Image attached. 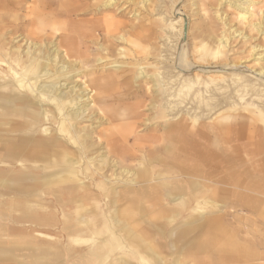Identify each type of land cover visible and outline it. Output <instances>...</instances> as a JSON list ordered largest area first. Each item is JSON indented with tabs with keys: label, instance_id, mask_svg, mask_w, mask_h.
Instances as JSON below:
<instances>
[{
	"label": "bare ground",
	"instance_id": "bare-ground-1",
	"mask_svg": "<svg viewBox=\"0 0 264 264\" xmlns=\"http://www.w3.org/2000/svg\"><path fill=\"white\" fill-rule=\"evenodd\" d=\"M120 1L147 11L152 8L149 0H0V220L30 213L34 216L29 217L31 221L61 228L57 238L39 233L35 236L26 228H4L15 239L0 246V264H169L166 256L173 251L181 254L183 248L178 241L191 234H195L191 247L196 253L218 251L240 260L248 256L253 259L256 255L238 245L219 219L206 217L208 211L204 209L215 211L220 202L200 196L189 210L186 201L200 195L198 179L203 178V163L214 166L213 172L220 168L218 179L244 177L239 169L256 164L262 174L259 177L264 179V107L251 112L244 107L237 110L225 106L229 116L216 125L203 124L201 114H191V109L173 110L169 84L163 80L167 77L161 76L157 66L152 72L141 68L152 66L148 60L156 47L149 30L156 24L145 25L136 10L133 18L139 19L138 23L125 21ZM187 3L191 11L195 7L192 12L197 17L188 56L194 54L198 62H218L222 58L226 65L228 54L234 53V42L239 40L245 50L239 49L237 55L250 58L258 68L255 77L242 74L252 73L247 66L235 74L240 76L237 80L249 82L241 85V91H264V44L257 42V38L264 39V0ZM223 3L232 10V17L223 11L225 5L221 9ZM258 4L262 5L257 13L254 6ZM211 11L219 23L207 21ZM116 57L128 59L129 66L135 67L131 77L124 76L126 70L121 63L109 62ZM185 62L176 68L187 73L194 64ZM234 64L241 66L240 62ZM216 74L196 75V81H202L192 84L201 85L193 89L195 94L223 80ZM139 77L158 88L150 105L162 123L148 116L144 119L139 103L125 106L124 102H115L117 97L143 96V90L135 91L134 87ZM79 78L85 79L84 88ZM244 109L249 117L239 113ZM203 148L210 149L208 156ZM174 161L181 163L175 167V178L161 170L170 168ZM191 161L197 173V178H192L193 189L184 182L174 185L171 179H186ZM128 162L137 168L120 166L119 173L113 170ZM108 171L110 176H106ZM44 173L49 176L42 182L40 194L34 195L36 186L30 190L21 183ZM79 174L89 177L92 187L81 182L85 179H78ZM166 190L170 192L164 194ZM121 201L123 208L117 206ZM170 203L184 208L179 214H171L166 207ZM157 205L163 209L147 213L146 208L152 211ZM253 208L264 218L263 202L254 201ZM37 209L53 213V220ZM180 215L183 221L171 226ZM25 220L29 221L28 217Z\"/></svg>",
	"mask_w": 264,
	"mask_h": 264
},
{
	"label": "rangeland",
	"instance_id": "rangeland-1",
	"mask_svg": "<svg viewBox=\"0 0 264 264\" xmlns=\"http://www.w3.org/2000/svg\"><path fill=\"white\" fill-rule=\"evenodd\" d=\"M149 1H151V3H152L151 4L152 8L149 9L148 11L144 8H141L139 5H136V4H133V3H130L127 1L126 2L120 1V4L122 5L121 8L123 7V10H124V12L122 14L125 15V17H124L125 21L129 20L132 23L136 24V23H138V20H139V19L134 20V18H133V12H134V10H136L137 13L139 12L141 14L140 20L145 21V23H146L145 25L149 26V23L156 24L155 27L152 26L151 29L149 30V34L153 38L152 39L153 42L151 41V43L153 46L156 47L155 54L154 55L151 54L149 56V60H148V63L152 64V66H142L141 68L145 69L148 72H150V71L152 72V69H154L153 67L157 66V68L159 69V72L162 74L161 76L163 78L167 77L166 79H163V80H165L169 84V88H170L169 94H171V97L169 98V100L171 102H173V104H172V106H174L173 110L176 111L177 109H179V110L188 112V110L191 109V111H190L191 114L194 112L197 115H199V113L201 114V116L199 115L201 118L200 117L199 118L203 124L205 123V124L216 125V124H219L220 121H224V119H222V117L229 116V114H227L228 111H225V108L227 109V107H225V106H229V107L235 108L237 110L240 107H244V108H247L251 112H254L255 110H257V108L260 109L261 107H264V91H261V89L251 91L250 89L247 88V90H249V92L248 93L246 91L243 92V91H241V88H242L241 85L249 84V82L247 83V81H245V79L244 80H237L240 76L235 77L236 76L235 74H240V72H243L245 70L244 69L245 66L252 69L251 70L252 73H250V72L244 73L243 72L242 74H251V76H254V74L258 70V68L254 66V62L250 61L251 60L250 58L247 60L245 58L240 59V57L237 55V52L239 49L242 48L243 51L245 50V47H242L241 44L238 43L239 40L234 42V44H233L234 53L231 52L228 54V58L226 59V65H225V63H223L222 58L218 62L216 60H214V61L211 60L209 62H198V61L194 60V58H195L194 54H192V55L189 54V56H188V51H190L188 46L192 43L191 35L195 32V29H196L197 17L194 16L193 12H192L195 9V7H193L192 11H191L189 6H188L187 0H149ZM224 5H225V3L222 4L221 9L223 8ZM261 5L262 4H258L256 6H254V10L257 11V13H258V8H260ZM176 6H177V8L174 12V9ZM223 11L224 12L227 11V13L230 15L229 17H232V15H231L232 10L229 9L227 6H226L225 10H223ZM208 14L210 15V20L208 19L207 21H209V22L213 21V22L219 23V22L215 21V19H214L215 16L213 15V11L209 12ZM182 21H183V23H182ZM257 42H259L260 44H264V39L257 38ZM181 49L183 50V52H181ZM179 59H180V61H179ZM113 60L122 64V66H121L122 69L126 70V72L124 73L125 77H131L134 74V72L136 71L135 67L131 66L132 67L131 68L129 66L130 61L128 59H125L123 57L122 58L116 57V59L110 58L109 62L113 61ZM181 61H184V62L186 61L185 63H188V64H194V66H192L193 68H190V70L187 73L182 72L178 68H176L178 65H180ZM224 61H225V58H224ZM228 62H231L230 65H227ZM234 62H240L241 66H239V65L236 66V64H234ZM132 70H134V71H132ZM216 72L220 76L223 77V80H217L211 84H208L209 88L205 89V91H203V93L195 94L193 89L194 88L195 89L200 88L201 85H199V87H192V86H194L192 84L194 82L200 83L202 81V79H200L199 81H196L195 76L198 75V76H204L205 77V76H209V75H217ZM246 76H248V75H246ZM251 78H253V77H251ZM84 81H85L84 78H79V82H78L79 85L82 84V87H83ZM135 82L137 83V84L136 83L134 84L135 91H139L140 89H142L143 90V92H142L143 96L140 97V95H139V97L135 98V99H126V98L122 97L123 98L122 100H120L121 97L120 98L117 97L115 102L116 103L124 102L125 106H130V105L139 103V104H141L140 110L143 112V118L144 119L146 118V116H148L150 118H153L154 122L162 123V120L160 117L155 118V115H153V112H152V107L150 105V103L152 102L151 97L154 98V96L157 95L156 91L158 88L156 86H154L153 83H149V81L142 79V77L137 78V80H135ZM141 82L143 85L141 84ZM252 82L256 83L254 81H252ZM147 84H148V86H147ZM163 85H164V83L160 84V88L162 90H164ZM187 85H190V86H188V88L190 90L188 88H185ZM137 86H140V88L138 89ZM135 91L133 90L132 94ZM242 95H244V96L241 97ZM191 102H193V103H191ZM196 102L198 104H196ZM116 103L112 104L113 108L114 107L117 108ZM162 105H163V103H162ZM203 106H205V107H203ZM199 108H201V109H199ZM239 113L245 115L246 117H249V115H248L249 113H247V111L245 109H244V111H241ZM171 117L172 116H170V121L173 120V119H171ZM190 120H191L190 116H188L187 117V124L190 123ZM83 121H85V119ZM225 121L229 122L230 119H225ZM87 123L85 125H88ZM164 124L165 123H163V125ZM259 125L261 126V124H259ZM53 127H56V125H53ZM105 127L107 128V126H103V128H105ZM142 133H144V132L139 133V135H142ZM203 150L206 152L205 155H207L209 153L208 151H210V149H208V148H206V149L203 148ZM172 158H174V157H172ZM191 163H192V161L189 163L190 165L187 166V171H186L187 176L185 177L186 179H171L170 180L171 182L172 181L175 182L174 185H177L178 182H184L185 185L187 184V186H188L187 188L193 189V185H194L193 180L194 179H192V178H195L196 177L195 175L197 173H196L195 167L193 168L194 163L193 164H191ZM122 164H123V166H122ZM122 164H118V166H116L113 170H115L117 173H119L120 166L122 168L131 169V170L133 167H134L133 169H136L138 166V165H135V164L129 163V162L126 164H124V163H122ZM171 164H172L170 166L171 169L166 168L163 170L160 167H158V169H161L162 171H164L167 174L169 173L170 177L175 178V176L178 175V174L176 175L174 173V171L177 172L175 170V167H176V165L179 166L181 163L179 161H174ZM194 169H195V171H194ZM200 169H201L200 175H201V178L202 177L203 178L198 179V181L200 180L199 182L202 186V189L200 187V189H201L200 195H198L197 197L193 195L192 197H190V199L188 198V200L186 201L187 208L189 210H192L195 207V204H196L195 201L198 197L202 196V200H204L206 198L209 199L211 197V196H209V191H211L213 189L220 191L219 192V194H220L223 191L225 192V190L230 191L231 189L234 190L236 188L235 185H233V184L230 185L229 182H223V179H206L205 176H207L210 173H213V169L209 170L208 168L205 167L204 163L202 164ZM109 173L111 174V171H108L106 173V176H110ZM215 173L217 174V172H215ZM48 176H49V174L44 173L43 175H40L37 179H27L26 181L21 182V183H22V185L30 188V190L32 189L31 187L36 186L35 189L36 190L38 189V190L34 193V195H37V194H40V192H41L40 186L42 185V182L47 180L46 178ZM189 177H190V179H189ZM78 179H80V180L85 179V180H82L81 182H84L88 187L89 186L92 187L91 181H90L91 179L89 177L85 178V176L83 177L81 174H79ZM239 180H241V179H239ZM225 184H228V185H225ZM232 186H235V188H232ZM96 192H99V191L96 190ZM169 192H170L169 190H166L163 193L167 194ZM234 192H236V191L234 190ZM243 195H245V192H243ZM213 198L215 199V197H213ZM214 199H210V200H214ZM41 200H43V198H41ZM96 201L99 202L98 199ZM214 201H216V200H214ZM40 202H42V201H40ZM216 202H218V203L220 202L219 203V204H221L220 207L217 208L215 211H212L209 209L208 210L204 209L206 213L208 211L207 215L211 214L210 213L211 211L214 212L213 216H215L217 219H219L221 221V224H223V226L226 229H228L231 234H233L235 236V238L238 240L239 245H242V247H244L247 250V253H251V254L256 255L253 258L254 260L257 261V262L255 261V264L256 263L257 264H264V224H262L263 222H261L255 215H253L252 212H250L248 209H246V207L244 205L241 207L242 204L240 201H238V203H236V205H235V201L234 200L230 201L229 197L228 198L226 197V199H221L219 197V200ZM124 205L125 204L122 201L117 204V206H120L121 208H123ZM45 206L48 207V204H45ZM166 207L169 209V211L173 212L171 214H174V213L179 214L184 208L177 203L176 204L170 203ZM48 208H49L48 209L49 211H52L50 207H48ZM159 208L163 209L162 206L160 207L157 205V207L153 206L152 211H151V208H146V210L151 211V212L148 211L147 212L148 214H152L153 212L157 213L159 211ZM220 208H222V209H220ZM37 210L40 211L39 212L40 215L52 216V220H53V213L42 212V210H40V209H37ZM176 210H177V212H176ZM55 211H57V210H55ZM31 213L33 214L34 212H31ZM39 213H34V214H39ZM258 214H259V212H258ZM13 215H15L13 220H7V221H1L0 220V229L3 227L2 230H0V246H5L8 244V242L15 239V236L13 234L11 235L10 233H6L4 231V228H7V227L13 228V229L26 228L25 230L27 232L32 231L33 232L32 234L35 236H37L39 233V234H43V235H50V236H53L56 238H57L56 233L59 232V229L61 230V228H58L57 226H56L57 228L55 227L52 220H46V221H48V223H51V224L53 223V225H50L47 223L43 224L40 220L31 221L29 219V217H34V216H32L30 213H27V214L16 213ZM24 216L28 217L29 221L25 220L26 221L25 222ZM233 218H235V219H233ZM15 219L18 221H14ZM36 219H38V217ZM183 219H184L183 215L178 216L177 219L175 220V222H173L171 224V226L179 225L183 221ZM21 221H22V223L20 224L19 222H21ZM250 231H252L253 233ZM254 233L256 235H254ZM240 236L242 237V239H240L241 238ZM173 238H175V236ZM37 239L44 240V241L49 240L48 238H42V237H40V238L38 237ZM194 240H195V234H191L188 238H183V239L181 238V240L178 241V246L180 245V248H183V252L181 254L178 252H175V251L170 252L169 255L166 256V261L169 264H174L177 262H178V264H230L229 261H231V263H232V259H233L232 254L229 255V254L219 253L216 255L215 254L205 255L202 252L196 253V252L192 251L191 246H192V243L194 242ZM252 241H255V242H252ZM160 249L162 251H166V250H163L162 248H160ZM204 257H206V260L208 261V263L202 262ZM252 257L253 256H251L250 258H252ZM245 259H246V257H245ZM63 264H71V263H69L67 261H63ZM140 264H143V263H140Z\"/></svg>",
	"mask_w": 264,
	"mask_h": 264
},
{
	"label": "crops",
	"instance_id": "crops-1",
	"mask_svg": "<svg viewBox=\"0 0 264 264\" xmlns=\"http://www.w3.org/2000/svg\"><path fill=\"white\" fill-rule=\"evenodd\" d=\"M208 152H210V151H208ZM208 154L206 156H208ZM205 167L208 168L209 170H211V169H213L214 166H209L208 167V166L205 165ZM239 170L241 172H244L247 177H248V174H250L251 177H254V179H250L251 177L247 178L246 176H244V177L242 176L241 178L237 177V179H228V180L227 179H223V182H229L230 185H232V184L235 185L236 188H235V186H232V188H235L234 190L236 192H234V190L231 189L230 191L225 190V192L223 191L222 193L219 194L220 191L213 189V190L209 191V196H211L209 199H214L213 197H215V200L218 201L219 197L221 199H225V197H229L230 201L234 200L235 203L236 202L238 203V201L241 200L240 201L241 204L245 205L246 209H248L250 212H252L253 215H255L261 222H263L262 224H264V218L261 217L253 208L254 201L255 202L256 201H261V202L264 203V179L259 177L260 175L262 176V174H259L260 173V167L256 166V164H252V165H245V166L241 167ZM215 172H217V174ZM219 174H220V168L218 167L217 170L214 169L213 173H210V174H208L205 177H206V179H218ZM239 179H241V180H239ZM239 183H241V184H239ZM243 192H245V195H243ZM213 193H216V194L212 195ZM213 215L214 214H208V215H206V217H211ZM236 243L239 245L237 239H236ZM202 253L205 254V255H208L206 252H202ZM219 253H221V254H229V253H222V252H218V251L214 252V253H209V254H215L216 255V254H219ZM232 256H233V259H232V263L233 264H255V261H256L254 259L249 258V256H248V258L242 259V260H240L238 258V256H235L233 254H232ZM204 261H206V257L203 258L202 262H204ZM229 263L232 264L231 261H229Z\"/></svg>",
	"mask_w": 264,
	"mask_h": 264
}]
</instances>
